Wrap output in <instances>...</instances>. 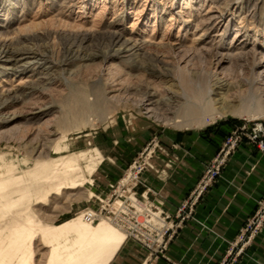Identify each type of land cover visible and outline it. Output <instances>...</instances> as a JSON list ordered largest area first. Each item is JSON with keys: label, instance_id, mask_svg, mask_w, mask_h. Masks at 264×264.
Returning <instances> with one entry per match:
<instances>
[{"label": "rangeland", "instance_id": "rangeland-1", "mask_svg": "<svg viewBox=\"0 0 264 264\" xmlns=\"http://www.w3.org/2000/svg\"><path fill=\"white\" fill-rule=\"evenodd\" d=\"M209 16L214 17L204 30ZM112 31L145 42L144 56H133L130 64L122 54L101 56ZM0 42L31 47L46 57L21 70L0 64V193L10 191L13 200H21L10 205L11 212L43 225L81 215L112 216L127 247L122 243L108 264L168 260L172 240L187 221L199 223L196 205L238 147L248 143L264 155L243 134L219 177L192 208H182L227 138L237 128L246 133L264 124V87L249 82L264 69L250 64L252 56L257 63L264 54V0H0ZM239 50L244 51L239 58L229 56ZM89 53L98 55L89 60L84 57ZM215 82L230 86L227 113L187 118L185 107L203 109L209 98H218L212 90L202 100ZM74 109L84 112L82 120L74 121ZM193 118L202 120L197 125ZM220 132L224 137L215 153L191 154V139L211 140ZM70 166L76 169L67 170ZM186 172L190 188L170 209L166 185ZM75 178L92 185L52 192L55 184L71 185ZM119 196H126L127 204L115 211L111 203ZM263 229L264 224L238 261ZM43 241L38 234L26 244L30 264L46 263ZM17 261V253L0 255V264Z\"/></svg>", "mask_w": 264, "mask_h": 264}, {"label": "bare ground", "instance_id": "bare-ground-1", "mask_svg": "<svg viewBox=\"0 0 264 264\" xmlns=\"http://www.w3.org/2000/svg\"><path fill=\"white\" fill-rule=\"evenodd\" d=\"M213 17L214 16H209V20L207 22L208 24H206L204 30L209 29L208 26L211 23V19H213ZM109 38L110 43L108 45V49L106 51L99 52V54L103 57L105 53L111 51L115 57H117L119 54H122L120 56L121 60L130 64L131 58H133V56L135 58L143 57L146 53V51L143 50L145 42L135 39L129 35H125L123 32L112 31L109 35ZM176 44L178 47H181V42ZM19 47L16 48L12 43L0 42V64H2L4 68L21 70L22 68H25L31 64L33 65L35 63H39V61L46 62V57L43 53H41V51H36L33 48L27 46L21 48ZM79 48L80 46L77 47L78 51ZM242 54H244V51L239 50L233 55L231 53L229 56H235L239 58ZM97 55L98 53H89L85 54L84 57L89 60H94ZM260 63L264 64V54H262L261 59L259 58L257 63L254 61L253 56L251 57L250 64L252 66L254 64ZM160 73L164 74L163 72ZM249 82L252 84L256 83L259 85V87H264V69L257 72L256 78ZM201 86L204 88L205 84H202ZM212 88L213 87H206V90L202 95V100L203 98L209 96L212 90L215 91V94L218 98H209L208 101L206 99L208 104L206 103L207 105L205 104L203 109H197L196 106L194 108V104L192 106L185 107L183 114L186 115L187 118L190 116L189 119H191L192 116L194 117V115L203 112V114H206L204 117L202 115V117L206 120V115H208L210 118L215 113H217V115L219 113V115L222 113H227V110L224 111V105L228 96L226 92L230 90V86L227 83L215 82V87L214 89ZM148 99H151V97L148 96ZM217 103L221 105L220 107L218 106V108L221 109L220 111L216 107L213 108V105ZM87 109L88 108H86L85 111H87ZM216 109L218 110L216 111ZM147 111H151V109H148ZM83 115H85L84 112L77 113L76 110L75 112L73 111L74 121L82 120V117L84 118ZM198 120L200 119H197L196 121L193 118L192 123L194 122L198 125ZM188 122L190 123L191 121ZM75 169L76 168L74 166H70L67 170L73 172ZM127 181H129V178L126 177L123 179V182L128 183ZM70 184L71 185H63V183L59 182L54 185V191L52 192L59 194L63 191V189H74L78 186L90 187L92 185V181L75 178V180L71 181ZM0 199L4 200V205H2L0 201V222L3 220L5 221V223L3 222L4 225L2 224L3 226L0 227V255L17 253V264H30L28 258L31 257V255L28 256L26 254V244L29 243L31 245L38 234H41L44 239L43 242H45L48 247L47 260L45 264H108L118 251L126 236H124V233L117 229L114 224L112 225L110 222L112 216L110 218H106V220L103 217H97L96 215L93 216L91 214L92 216L90 215L91 217L88 220L84 215H81L78 218L66 220L58 225H43L30 217L20 218L24 215V213L18 210L11 212V208H9L10 205H18L21 200H13L10 191L0 193ZM99 199L102 200V198ZM126 204L127 197L119 196L111 203V209L115 211L118 209H123L125 207L124 205ZM1 245L9 248V251L4 250Z\"/></svg>", "mask_w": 264, "mask_h": 264}, {"label": "crops", "instance_id": "crops-1", "mask_svg": "<svg viewBox=\"0 0 264 264\" xmlns=\"http://www.w3.org/2000/svg\"><path fill=\"white\" fill-rule=\"evenodd\" d=\"M223 137L222 132L211 140L197 136L190 140L194 143L189 151L196 156L203 155L204 151L213 154ZM99 170L100 167L94 173ZM187 175L176 176V183H167L170 209L176 208L188 192ZM262 195L264 155L254 151L248 143H242L222 170L221 177L196 205L195 217L206 227L187 221L169 246L168 260L161 259L156 264H220L228 243L238 234L253 212L256 199ZM126 261L128 258L125 264ZM131 264H140V259L132 260ZM236 264H264V229Z\"/></svg>", "mask_w": 264, "mask_h": 264}, {"label": "built area", "instance_id": "built-area-1", "mask_svg": "<svg viewBox=\"0 0 264 264\" xmlns=\"http://www.w3.org/2000/svg\"><path fill=\"white\" fill-rule=\"evenodd\" d=\"M244 127L237 128L232 136L227 138L226 142L221 147L217 158L213 161L211 167H209L203 175L197 190L193 193L192 198L187 200L183 205V209L186 207L192 208L200 194L207 189L220 175V169L225 161L227 155L234 150L243 134L250 143L255 144L257 148L264 153V124L257 123L251 127L250 131L246 133H240ZM121 212V211H119ZM264 224V197L257 201V207L255 212L247 219L242 227L235 243L228 250L227 258L222 264H236L241 253L245 250L246 246L250 244L253 237L258 233L262 225Z\"/></svg>", "mask_w": 264, "mask_h": 264}]
</instances>
